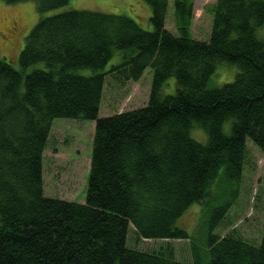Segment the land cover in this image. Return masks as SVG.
Wrapping results in <instances>:
<instances>
[{"label": "trees", "instance_id": "obj_1", "mask_svg": "<svg viewBox=\"0 0 264 264\" xmlns=\"http://www.w3.org/2000/svg\"><path fill=\"white\" fill-rule=\"evenodd\" d=\"M0 1L39 12L18 59L0 57V264H264V229L257 244L217 233L240 194L247 140L264 151V0H216L205 40L190 31L193 0H173L176 31L171 0H144L150 29L125 13L45 14L70 0ZM221 64L239 70L214 85ZM149 67L144 106L99 116L107 77L136 81ZM56 118L96 122L85 202L45 193ZM195 203L188 232L177 221ZM131 224L138 239H188L192 259L171 244L129 245Z\"/></svg>", "mask_w": 264, "mask_h": 264}, {"label": "rangeland", "instance_id": "obj_2", "mask_svg": "<svg viewBox=\"0 0 264 264\" xmlns=\"http://www.w3.org/2000/svg\"><path fill=\"white\" fill-rule=\"evenodd\" d=\"M216 0H193L194 9L190 24L193 37L207 38L212 31L213 15L209 10ZM173 0L167 15L166 26L176 31L173 19ZM150 5L144 0H70L66 5L47 11L45 14L69 9H90L128 14L145 28H152ZM39 19L37 3L23 1L12 4L0 1V57L17 60L24 46L25 37ZM264 38V25L258 29ZM118 59V55L114 60ZM110 65V64H109ZM107 65V67H109ZM237 65L221 64L212 78L214 85L232 81L238 71ZM219 73V74H218ZM153 70L147 68L136 81H115L107 77L99 116L144 106L149 99ZM95 120L56 118L51 128L49 141L44 151V190L46 195L62 199L85 202L88 176L91 166V153ZM194 138L205 141L206 133L193 127ZM248 155L240 185V194L229 210L226 221L217 228V233L225 235L236 230L243 238L257 244L264 229V151L253 140H247ZM201 204L195 203L178 219L177 225L188 232H194L200 215ZM129 245L143 250H156L162 245L171 244L176 256L191 260L192 254L188 239L137 238L133 225L129 232Z\"/></svg>", "mask_w": 264, "mask_h": 264}, {"label": "crops", "instance_id": "obj_3", "mask_svg": "<svg viewBox=\"0 0 264 264\" xmlns=\"http://www.w3.org/2000/svg\"><path fill=\"white\" fill-rule=\"evenodd\" d=\"M210 33H211V32H209V35L207 36V38H204V39H208V38H209V36H210Z\"/></svg>", "mask_w": 264, "mask_h": 264}, {"label": "flooded vegetation", "instance_id": "obj_4", "mask_svg": "<svg viewBox=\"0 0 264 264\" xmlns=\"http://www.w3.org/2000/svg\"><path fill=\"white\" fill-rule=\"evenodd\" d=\"M0 38L4 39L3 36H1Z\"/></svg>", "mask_w": 264, "mask_h": 264}]
</instances>
